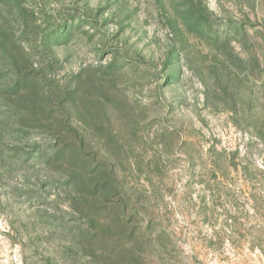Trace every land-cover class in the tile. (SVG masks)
<instances>
[{
  "label": "rangeland",
  "instance_id": "obj_1",
  "mask_svg": "<svg viewBox=\"0 0 264 264\" xmlns=\"http://www.w3.org/2000/svg\"><path fill=\"white\" fill-rule=\"evenodd\" d=\"M0 264H264V0H0Z\"/></svg>",
  "mask_w": 264,
  "mask_h": 264
}]
</instances>
